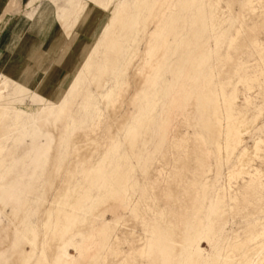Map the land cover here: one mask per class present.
<instances>
[{
    "label": "rangeland",
    "instance_id": "374dc122",
    "mask_svg": "<svg viewBox=\"0 0 264 264\" xmlns=\"http://www.w3.org/2000/svg\"><path fill=\"white\" fill-rule=\"evenodd\" d=\"M43 17L76 72L0 73V264H264V0H0V50Z\"/></svg>",
    "mask_w": 264,
    "mask_h": 264
},
{
    "label": "crops",
    "instance_id": "0c3cea01",
    "mask_svg": "<svg viewBox=\"0 0 264 264\" xmlns=\"http://www.w3.org/2000/svg\"><path fill=\"white\" fill-rule=\"evenodd\" d=\"M54 20L57 23L55 14ZM53 26L49 17L25 23L18 35H4L0 50V73L48 98L58 97L63 88L65 92L75 74L70 77L75 71L74 56L70 53L74 33L67 37L59 24L58 28Z\"/></svg>",
    "mask_w": 264,
    "mask_h": 264
},
{
    "label": "bare ground",
    "instance_id": "6f19581e",
    "mask_svg": "<svg viewBox=\"0 0 264 264\" xmlns=\"http://www.w3.org/2000/svg\"><path fill=\"white\" fill-rule=\"evenodd\" d=\"M237 96V95H236ZM235 96V97H236ZM230 98H232V97H230ZM237 100V99H236ZM217 112V111H216ZM231 112V111H230ZM206 113H207V110H206ZM210 115V114H209ZM217 116V115H216ZM230 117V116H229ZM239 118V117H238ZM224 119V118H223ZM218 121V120H217ZM221 121H223V120H221ZM229 121H232V120H229ZM212 122V121H211ZM233 122V121H232ZM221 124V123H220ZM229 125V124H228ZM220 127H221V125H219ZM218 127V126H217ZM219 127V128H220ZM226 127V126H225ZM242 127H243V123H236V122H233L229 127H228V129H227V134H226V137H227V140L229 141V140H232V139H235V138H237V137H239V144H242L243 143V141H244V138H243V135H244V132H242ZM227 128V127H226ZM247 128V127H246ZM209 129V128H208ZM249 130V129H248ZM221 132H223L222 130H221ZM247 132V131H246ZM245 132V133H246ZM211 133V132H210ZM215 134V133H214ZM219 134H220V132H219ZM223 134V133H222ZM212 137V136H211ZM222 137V136H221ZM258 141V140H257ZM262 142V141H261ZM261 142H259L258 141V143H260L261 144ZM256 143V145L254 146V148L255 149H258L257 148V142H255ZM238 144V145H239ZM216 145H217V143H216ZM261 148V147H260ZM254 149V150H255ZM235 150L236 149H234L233 150V152H235ZM248 148H243L242 149V152H241V154H240V157H239V160L237 161L238 163H237V165H236V169L238 168L240 171H244V173L245 172H247V171H245L246 170V165H247V163L249 162V157H248ZM257 152H258V150H256ZM222 153V152H221ZM255 153V152H254ZM218 155L220 154V152H218L217 153ZM256 154V153H255ZM232 156H233V154H232ZM257 156H258V154H257ZM251 157V156H250ZM253 157V156H252ZM254 158V157H253ZM237 171V170H236ZM257 172V171H256ZM248 173V172H247ZM257 174V173H256ZM259 174V173H258ZM250 175V174H249ZM232 177V176H231ZM235 177V176H234ZM230 178V177H229ZM230 179H232V178H230ZM263 234V233H262ZM259 236V235H258ZM262 236V235H261ZM254 237V236H253ZM257 237V236H256ZM263 238V237H262ZM255 240V239H254ZM257 240V239H256ZM250 241H252V240H250ZM250 262V261H249ZM246 264H249V263H247L246 262Z\"/></svg>",
    "mask_w": 264,
    "mask_h": 264
}]
</instances>
